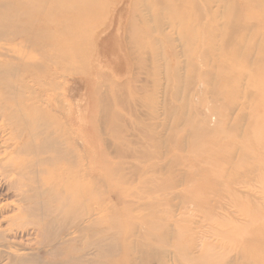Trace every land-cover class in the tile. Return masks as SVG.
<instances>
[{"label": "bare ground", "instance_id": "1", "mask_svg": "<svg viewBox=\"0 0 264 264\" xmlns=\"http://www.w3.org/2000/svg\"><path fill=\"white\" fill-rule=\"evenodd\" d=\"M122 1L69 0L71 4L68 5L63 3L64 0H56L53 3L49 0H0L1 238L6 235L9 237V233H13V239L16 240L17 237L24 239L29 236L25 232L31 230L33 234L29 237L33 238H28V242L35 241L40 247L47 243L48 235L57 232L53 237L60 239L61 243L72 241L76 244L82 238L86 240L84 244L86 248L97 246L103 254H110L108 240H116V233L113 231L119 232V225H115L119 223L118 217L113 216V208L107 205L102 197L105 193L99 190L101 196L95 195V191L101 189L96 182L105 187L107 181L105 168H99L94 163L96 150L93 147L91 118L93 99L99 97L103 100L99 117L102 123L107 124L111 120L118 122L122 112L115 111V108L117 104L123 105V100L121 102L119 101L121 98L110 100L105 97L106 92L123 91L126 82L137 83L144 71L147 75L150 72L155 93L153 90L145 107L154 115L160 107L155 94L162 84L161 68L165 69L163 75L167 84L166 94L169 93L171 86L183 84L179 74L180 65L175 64L179 54L172 40L173 32H177L184 54L186 53L191 60L194 51L201 49L203 33L205 42L208 41L209 44L213 43L215 38L204 30L196 29L201 28L200 23L203 22L201 19L207 17L208 20H213L216 15L211 8L210 10L205 8L213 3L210 0H129L131 7L127 6L130 16L127 18L129 23L125 26L126 39L122 36L124 39L122 38L120 43L125 54V66L118 64L117 60L112 62L111 59L109 64H105L108 59L104 60V57H108V54H111L110 50L112 51L110 44L112 38L109 32L118 22L116 14L119 9H123V6H120ZM240 1L243 2L242 6L238 4ZM225 4L226 14H230L226 19L230 38L232 34L237 33L233 54L240 56L243 50L249 52L253 48L251 46L243 49L246 43L241 40L246 39L251 28L248 24L243 28L242 23L245 19L256 17L255 11L257 7L264 8V0H225ZM245 4L247 7L244 8ZM249 4H254L256 8L249 9ZM71 9L74 12L72 15L68 11ZM145 12L152 19L154 27L149 26L147 29L150 18L147 19ZM86 18H92L91 25L84 23ZM53 22L58 23L55 26L60 27L59 30H52ZM40 24L43 26L40 33L32 34L33 28ZM260 33L264 35V21L261 22L256 36ZM144 39L153 45L154 51H149ZM17 40L21 41L16 44ZM230 42H226L227 46ZM157 45L163 49H159ZM148 52L149 55H146ZM243 54L249 57L248 53ZM263 56L264 54L257 55V65L264 62L261 60ZM125 67L127 70L124 73ZM187 76L189 81L192 75ZM103 79L106 80L104 91L102 82H99ZM262 79L264 80V72L262 77L248 83L249 88L255 89L258 84L263 85ZM215 80L212 83L210 78L206 79L199 73L196 80L191 78L189 84L195 82L199 85L197 88L200 89V94L196 88L193 96H199L198 101L202 99L203 104L207 101L203 98L205 87L208 92L214 94L211 102L214 107L218 106L216 110L222 114L223 127L228 125L223 131L239 137L241 134L238 133L240 128L238 121L243 118L246 108L251 110L252 117L247 127L242 128L244 130L241 135L242 141H236L242 146L236 150L235 146H231V154L223 159L236 172L227 182L226 189L223 187L225 191H213V194L216 193L221 198L230 196L233 203L240 204L242 197L238 195L239 190L236 187L244 188L246 184L240 181V170L236 165L243 166L250 161V155L246 152L256 145V142L252 141L253 127H264V89L262 91L259 89L254 97L249 94L247 98L250 99L240 103L236 101L235 87L232 88L234 94L232 101H227L224 98L226 91L220 86L223 82L228 85V78L222 72ZM95 84H98V88H92ZM208 84L213 86L209 87ZM80 93L83 103L81 105ZM222 100L230 104H223L220 107L219 102ZM164 106L166 113H170L167 103ZM131 107L134 109L136 106ZM111 110L115 111V118ZM236 112L237 118L231 122V116ZM213 117H209V120L213 121ZM207 123L208 120L205 126L198 130L200 134L189 136L190 140L197 137L192 145H196L198 141L205 143L204 140H208L212 130L206 126ZM151 129H148L146 134L159 149L162 144L160 136L156 132V127ZM113 130L114 134H121L118 125ZM170 139L172 140L168 135L164 143ZM228 140L229 138L218 137L210 139L209 142L215 145L212 148L216 150L225 146ZM111 143L107 142L106 146L111 147L123 158L130 159L129 164H133L131 169L134 171H138L137 166H134L136 161L153 158V155L143 154L135 149L130 150L133 145L125 150L121 144ZM239 149H241L239 161H233L232 155ZM256 163H258L256 166L249 168L251 174L252 169L256 172L264 170V162ZM164 171H168V168L155 167L154 172L164 174ZM260 174H263L264 178V171ZM99 176H103L105 180L101 181ZM179 177L181 182L184 175ZM214 183L222 186V183L219 184L216 180ZM10 197L16 201L8 202ZM212 206L210 214L216 213L219 218L217 210L223 211L222 202H215ZM45 210H48L49 214H46ZM204 210H208V207H203ZM32 214L40 219L30 220ZM154 214L155 219H159L158 222H153L156 228L161 226L165 230L168 229L170 224L164 223L163 215L159 217L160 213L156 211ZM45 215L52 218L45 222ZM243 216L244 223L232 224L219 230V226L202 225L198 227L197 237L189 239L177 237L170 243L171 233L166 232L154 237V234L149 232L140 236L132 230L126 235L129 256L133 253L158 255L156 264H264V225L253 222L251 216L245 214ZM223 238H230L231 241ZM33 246L10 242V237L0 244L2 251L28 257L37 254V248ZM42 249L45 250L44 247ZM46 253L49 254L47 251Z\"/></svg>", "mask_w": 264, "mask_h": 264}, {"label": "rangeland", "instance_id": "2", "mask_svg": "<svg viewBox=\"0 0 264 264\" xmlns=\"http://www.w3.org/2000/svg\"><path fill=\"white\" fill-rule=\"evenodd\" d=\"M49 1L53 3L56 0ZM123 1L125 2L123 3ZM123 1L120 4L121 7L123 6V9H119L116 14V20L118 22L115 23L114 27L109 32L112 38L110 43L112 51L110 50L111 54L109 53L110 55L108 54V57H104V60L108 59L105 61V64H109V60L111 59L112 62L117 60L118 64L125 66V54L123 46L121 47L120 43L123 37L126 39V36H124L126 35L125 26L129 23L127 18L130 16L129 8L131 4L129 0ZM210 1L213 2L211 6H205V8L207 10L211 8L213 12H216V15L213 17V20H208L207 17L201 19L203 20V22L200 23L201 28L196 29L201 31L204 30L205 33L214 35V42L211 44H209L208 41L205 42L203 33L201 49L194 51L193 60H191L187 57L186 53L184 54V49L181 47V41L177 32H173L172 40L176 52L179 54L178 61H175V64L179 63L180 65L179 74L183 79V84L171 86L169 88V93L166 94L167 84L163 75L165 69L164 67L161 68L162 84L161 87L157 88V93L155 94V97L157 96L158 98L160 107L154 112V115L145 107V103H148L149 97L153 94V90L155 93L154 81L151 79V75H149L150 72L147 75V72L144 71V73L139 76V80H136L137 83L128 84V82H126L123 86V91L119 90L116 93H111L110 91L106 92L107 94L105 97L107 96L106 98L110 100H112V98H121L119 99L120 102L123 100V105L125 106H119L120 104H117L118 108H115V111L122 112V117L118 122L115 119L116 122L111 120L107 124L102 123L99 117L100 110L102 111L103 108V100L99 97L93 99L91 118L93 120V147L96 150V153H94V163L99 168H105L107 181L105 187L98 183V181L96 182L97 186L101 189L96 190L95 195L101 196V191L105 193L102 197L105 199L107 205L113 208L112 213L114 212V215H112L118 217L119 223H115L116 226L119 225V232L117 230L113 231L116 233V240H108L110 254H103L97 246L86 248L84 246L86 240L82 238L76 244L72 241L61 243L60 239L53 237L57 232L48 235L46 240L47 243L38 247L35 241L31 243L28 242V238H33L29 237L30 234H33L30 230L28 232L23 231L29 234V236L24 239L17 237L18 239L15 240L13 239V233H9L10 242L15 241L18 244H23V246L34 245L33 248H37V254L31 257L21 254L14 255L6 250L2 251L0 248V264H148L149 262L151 264H156L158 255H139L138 253H133L129 256L126 235H128L130 231L134 230L137 232L136 234L139 233L138 235L140 236L149 234L150 232L154 234V237L168 232L171 233L169 236L170 243L177 237L188 239L193 236L197 237V232H199L198 227H202V225H204V227L219 226V230L232 224L244 223V214L251 216L253 222L264 225V178H262L263 174H260V172L263 173L264 170L259 169L260 172H256V170L252 169L253 174H251L249 170L250 167H254V165L256 166L258 164L256 161L264 162V141L260 140L264 139V127H253L255 134L252 133V136H254L252 141L256 142V145L253 149L246 152L250 155V161L243 164V166L240 164L236 165L237 169L240 170V181L246 184L244 188L236 187V189L239 190L238 195L242 197L241 203H233L231 197L229 196L227 198V195L221 198L220 195L216 193V195L213 194V191H225L223 187L226 189L227 182L236 172L232 167L227 165L223 159L231 154V146H235V150L242 146L236 141H242L241 135L244 133L242 128L247 127L250 117H252L251 110L246 108L243 112V118L238 121V123H240L238 133L240 132L241 135L235 137L231 134H227V132L223 130L227 129L228 125H225V128L223 127L222 114H220L219 111L217 112L216 108L218 106L215 105L214 107L213 102H211L214 94L208 92L206 87L204 88L203 98L207 100L204 101V105L202 99L198 101L199 96H193L194 89L199 85H196L195 82H190L191 84H189L191 78L196 80L199 73L206 79L210 78L213 83L215 78L220 73L224 72L229 80L228 85L223 82L220 86V88L226 91L224 98L227 101H232L234 95L233 89L236 87V101L240 103L247 102L246 99H250V97L247 98L249 94L254 97V94H256L259 89L261 91L264 89V84H258L255 89H251L248 86V83L252 80L262 77L264 72V62L258 65L256 64L257 55L264 54V35L260 33L256 36L261 22L264 21V8L258 9L257 7L255 11V13H257L256 17L253 19H245L242 23L243 28L246 27L247 24L251 28L246 39L241 40L246 43L243 49L251 46H253V48L249 52L243 50L242 55L236 56L233 54V48H235L237 43V41L234 40L237 33L232 34L230 38L228 31L229 25H226V19L230 14H226L225 0ZM63 3L68 5L71 4L69 0H64ZM238 4L242 6L243 2L240 1ZM127 6H129V8ZM249 6V9L253 8L254 10L256 8L254 4H249ZM245 7H247V4H245L244 8ZM68 11L70 15L74 13L72 9ZM242 11H244V9ZM145 14L147 15L146 12ZM149 18L150 16L147 15V19ZM92 21V18H86L84 23L86 25H91ZM148 22L147 29L149 26L154 27L151 18ZM121 23H123V25ZM52 25V30L60 29V27L55 26L58 25V23L53 22ZM41 28H43L41 24L35 26L32 34L40 33ZM41 34H43V32ZM114 40L116 41L114 42ZM20 41L21 40H17L16 44ZM144 42L147 43L148 40L144 39ZM226 42H230L228 46ZM249 44L251 45L249 46ZM148 46L149 51H154L153 45L148 44ZM125 47L127 48L126 42ZM156 47L161 50L163 49L160 45ZM34 48L36 47L34 46ZM243 53H248L249 57L245 56ZM146 55H149V52L148 54L146 53ZM261 60H264V56ZM149 69L151 70L150 67ZM126 70L125 67L123 72L125 73ZM189 74L192 76L189 77L188 81L187 75ZM216 81L218 80H215V82ZM99 82H102V90L104 91L106 80H99ZM257 82H260V80H257ZM261 83H264L263 79ZM208 86L212 87L213 85L208 84ZM92 88H98V84H95V86L92 85ZM197 91L198 94H200L199 88H197ZM80 95L81 93L79 94V102L81 105L83 103ZM227 101H220V107L223 104H230ZM191 102H193L192 105ZM165 103H167V106H169L168 109H170V113L168 114L164 110ZM131 106L136 107L133 109ZM111 111L115 118V111ZM210 115L212 117L214 115L213 121L209 120V117L211 118ZM231 118V122H233L237 118V112L232 115ZM207 120L208 123L206 126L212 130L208 137L211 140L218 139V137L223 139L229 138L225 146L218 147L215 150L212 148V146L215 145L209 142V138L208 140H204L205 143L198 141L196 145H192L197 137L190 140L189 136L200 134L198 130H200L202 126H205ZM116 125H118L121 134H114L113 129ZM151 127H156V132L160 136L162 144H160L159 149L155 147V143L149 139L146 134L148 129L152 130ZM168 135L172 140H167L164 143ZM107 142L117 143L118 145L121 144L125 147V150H128L129 146L133 145L130 150L135 149L136 151H141L143 154L153 155V158L150 159L151 161L146 159L136 161L134 166H137L138 171H134L131 169L133 164H129L131 160L123 158L122 155L116 153L111 147H107ZM210 148H212V150ZM221 149L223 150L221 151ZM240 153L241 149L232 155L233 161H239L238 157ZM81 159L82 155L80 156V160ZM155 167L158 169L167 167L168 171H164V174H156L154 172ZM169 170H171L172 175L169 173ZM180 175H184L181 182L179 179ZM99 178L102 179L101 181L105 180L103 176H99ZM215 180L219 184L222 183V186H217L214 183ZM14 200L15 198L10 197L8 202L12 203ZM215 202H222L223 211L217 210V214L219 212V218L216 213L210 214L209 212L210 207H213L212 204H215ZM48 206L49 203H47L46 207ZM205 206L208 207V210L203 211V207ZM237 206L239 207L236 208ZM45 211L46 214H49L48 210ZM154 211L160 213L159 217L163 215L162 220H165L164 223L170 224L168 229L166 228L165 230L161 226L156 228V224L153 222H158L159 219H155ZM32 216L30 220L33 219L37 221L40 219L38 216L35 217V214H32ZM51 218L52 217L49 216L44 217L45 222H48ZM41 219H43V217ZM176 224H178V227H176ZM19 234L20 236L22 235V233ZM9 237L8 235L3 238L0 237V244L4 242L5 239L6 241L9 240ZM223 239L231 241L230 238ZM157 240H159V238H157ZM163 243L165 244L164 241ZM43 247L45 250L42 249ZM38 248H40L39 251ZM46 251L49 252V254L46 253Z\"/></svg>", "mask_w": 264, "mask_h": 264}]
</instances>
